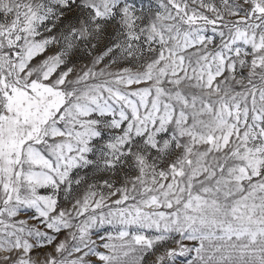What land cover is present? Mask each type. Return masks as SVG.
I'll return each mask as SVG.
<instances>
[{
    "label": "snow or ice",
    "instance_id": "obj_1",
    "mask_svg": "<svg viewBox=\"0 0 264 264\" xmlns=\"http://www.w3.org/2000/svg\"><path fill=\"white\" fill-rule=\"evenodd\" d=\"M94 164L108 196L76 193ZM169 241L155 264H264V0H0V264H144Z\"/></svg>",
    "mask_w": 264,
    "mask_h": 264
},
{
    "label": "rangeland",
    "instance_id": "obj_2",
    "mask_svg": "<svg viewBox=\"0 0 264 264\" xmlns=\"http://www.w3.org/2000/svg\"><path fill=\"white\" fill-rule=\"evenodd\" d=\"M109 32H111V28H109ZM45 35L47 34L45 33ZM108 43L109 41L107 39L102 41L100 45L97 47V49H95V51L93 52V55L99 54L102 51V49L105 47V45H107ZM57 48H58V45L50 46L47 52L42 54L40 57H38L37 60L43 59L47 55L54 54ZM91 59H92L91 56H88L85 53H81L80 51H77L71 57L70 66L75 65L76 68L79 69L83 67L85 64H90ZM107 63H108V58H105V61L103 62V64L97 67H103L104 64H107ZM90 158L93 159L94 161H99V153L97 152L95 154H90ZM76 174L84 178L82 181V184L76 189L77 194H83L87 190L88 185H95L96 186L95 190L97 191L98 194L102 192L105 196H108L109 190L103 187V181L108 180L109 182H114L117 184V186L120 183V179L117 176H114L111 172L104 171L102 167L97 168L95 164L88 166L86 168L79 169ZM119 176L122 177L123 173L121 172ZM117 198L118 197L113 196L110 199L106 200V203H108L109 206L114 207L111 201ZM68 206H69L68 202L61 200V207H68ZM100 211L107 213L108 208L98 209L97 213H99ZM31 215H32V212L28 211V212L22 213L21 216L18 217V219H28ZM82 219H84V217H81V220ZM29 224H37V221L29 219ZM119 227H120L119 225L105 223L102 227H98L93 230L91 238L96 241L97 245H99L104 242L100 239V237L106 238L109 233L116 235ZM66 235H67V232L62 231L60 234L57 235V240L54 243L64 240ZM185 243H188V242L186 241ZM175 247H176V244L173 241H169L166 244L158 246L156 248L155 253L146 256L144 264H155L156 256L162 254L166 248H175ZM52 251H53V246H46V247L34 250L33 255L39 254L41 257H43L45 254L51 253ZM99 251H105V250L103 248H99ZM92 259L94 260L95 258H92ZM176 264H182V260L178 259Z\"/></svg>",
    "mask_w": 264,
    "mask_h": 264
}]
</instances>
